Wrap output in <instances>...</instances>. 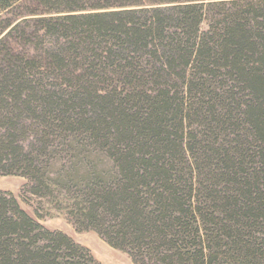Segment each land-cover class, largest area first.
<instances>
[{"label": "trees", "instance_id": "trees-1", "mask_svg": "<svg viewBox=\"0 0 264 264\" xmlns=\"http://www.w3.org/2000/svg\"><path fill=\"white\" fill-rule=\"evenodd\" d=\"M35 1L0 32V176L133 264H264V0ZM36 218L0 190V264H101Z\"/></svg>", "mask_w": 264, "mask_h": 264}, {"label": "rangeland", "instance_id": "rangeland-1", "mask_svg": "<svg viewBox=\"0 0 264 264\" xmlns=\"http://www.w3.org/2000/svg\"><path fill=\"white\" fill-rule=\"evenodd\" d=\"M95 1L90 0L89 4ZM44 9L35 0H19L12 8L0 11V32L7 20L16 22L20 16H29L31 11ZM3 34H0V36ZM46 44V43H45ZM32 44L26 45L32 51ZM26 179L21 176H0V190L15 196L19 206L31 217H39L38 222L50 230H59L75 242L88 248L93 257L101 264H133L128 255L107 245L93 231H77L73 226L64 205L57 199L33 196L27 192ZM61 198V197H60ZM37 219V218H36Z\"/></svg>", "mask_w": 264, "mask_h": 264}]
</instances>
